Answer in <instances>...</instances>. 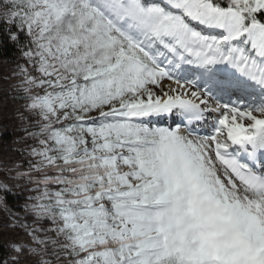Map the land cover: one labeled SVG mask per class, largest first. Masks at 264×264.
<instances>
[{"label":"snow or ice","instance_id":"snow-or-ice-1","mask_svg":"<svg viewBox=\"0 0 264 264\" xmlns=\"http://www.w3.org/2000/svg\"><path fill=\"white\" fill-rule=\"evenodd\" d=\"M10 46L0 264H264V0H0Z\"/></svg>","mask_w":264,"mask_h":264},{"label":"rangeland","instance_id":"rangeland-1","mask_svg":"<svg viewBox=\"0 0 264 264\" xmlns=\"http://www.w3.org/2000/svg\"><path fill=\"white\" fill-rule=\"evenodd\" d=\"M0 59L7 61L6 63H0V76H11L12 78L8 80L7 82H4L3 80H0V89H6L7 90V98L4 100L3 103L7 104L8 110L7 115L9 117V133L15 131V135H8L5 137L7 140H15L19 139L20 136L24 135L23 132H20L16 129V124L18 122V117H13L12 113L16 110L23 111L24 106L27 103L25 99H22L21 97H24L26 94L23 90V86H21V77L14 75V73H19L20 68L16 67L17 64L21 66H26L25 59L21 55V53L14 47H9V49L4 52L2 55H0ZM3 93L0 92V95ZM18 146V145H17ZM5 150L0 149V159H8L16 158V153L8 152L7 155H4ZM3 168L0 167V179L3 178ZM33 194V193H29ZM20 202H22V205L24 204V198L20 199ZM14 212H17L21 215L24 214V210L22 207L17 208ZM24 235L21 232H11L7 236L3 237V241L7 242L12 239H16L17 241L24 239ZM14 254V253H13ZM25 264H29L27 260H25Z\"/></svg>","mask_w":264,"mask_h":264},{"label":"trees","instance_id":"trees-1","mask_svg":"<svg viewBox=\"0 0 264 264\" xmlns=\"http://www.w3.org/2000/svg\"><path fill=\"white\" fill-rule=\"evenodd\" d=\"M21 198L12 199L9 198V204L12 206L13 211H15L17 208H20L22 206V202H20Z\"/></svg>","mask_w":264,"mask_h":264}]
</instances>
